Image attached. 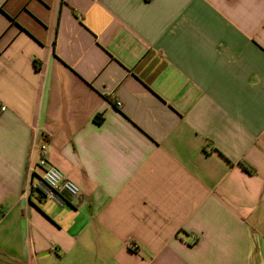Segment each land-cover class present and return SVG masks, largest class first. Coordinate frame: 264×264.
Segmentation results:
<instances>
[{"label": "crops", "instance_id": "0c3cea01", "mask_svg": "<svg viewBox=\"0 0 264 264\" xmlns=\"http://www.w3.org/2000/svg\"><path fill=\"white\" fill-rule=\"evenodd\" d=\"M0 264H264V0H0Z\"/></svg>", "mask_w": 264, "mask_h": 264}, {"label": "built area", "instance_id": "2783aa9c", "mask_svg": "<svg viewBox=\"0 0 264 264\" xmlns=\"http://www.w3.org/2000/svg\"><path fill=\"white\" fill-rule=\"evenodd\" d=\"M119 105V103H118ZM36 189L44 199L54 202L58 206L65 204V195L76 197L80 193L78 185L66 178L63 173L55 167H47L39 181ZM132 249H136V244H130Z\"/></svg>", "mask_w": 264, "mask_h": 264}, {"label": "trees", "instance_id": "16d2710c", "mask_svg": "<svg viewBox=\"0 0 264 264\" xmlns=\"http://www.w3.org/2000/svg\"><path fill=\"white\" fill-rule=\"evenodd\" d=\"M245 168H246V170H248L249 171V169L246 167V166H244Z\"/></svg>", "mask_w": 264, "mask_h": 264}, {"label": "rangeland", "instance_id": "374dc122", "mask_svg": "<svg viewBox=\"0 0 264 264\" xmlns=\"http://www.w3.org/2000/svg\"><path fill=\"white\" fill-rule=\"evenodd\" d=\"M54 203V202H53ZM55 204V203H54Z\"/></svg>", "mask_w": 264, "mask_h": 264}]
</instances>
